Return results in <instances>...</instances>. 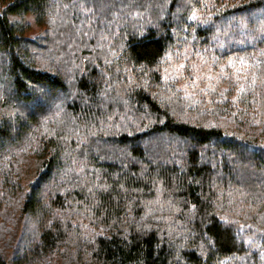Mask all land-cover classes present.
<instances>
[{
	"label": "trees",
	"instance_id": "obj_1",
	"mask_svg": "<svg viewBox=\"0 0 264 264\" xmlns=\"http://www.w3.org/2000/svg\"><path fill=\"white\" fill-rule=\"evenodd\" d=\"M0 264H264V0H0Z\"/></svg>",
	"mask_w": 264,
	"mask_h": 264
},
{
	"label": "rangeland",
	"instance_id": "obj_2",
	"mask_svg": "<svg viewBox=\"0 0 264 264\" xmlns=\"http://www.w3.org/2000/svg\"><path fill=\"white\" fill-rule=\"evenodd\" d=\"M195 12H197V10H194V12L192 13L191 18H192V17H197V16H198ZM12 20H13V21H17V20L14 19V18H12ZM24 21H25V19H24ZM28 21H29V20H28ZM31 32H32V30L29 31V34H30ZM182 78H183V81H181V83H180V86H181V87H179V88L181 89L182 93H184V95H188V93H190V92H189V91H190V88H189L188 86L185 87L186 84H187V81H186V78L184 77V75H182ZM189 83H193V85H195V82H194V81H190ZM10 258H11V255H10V257H9V260H10Z\"/></svg>",
	"mask_w": 264,
	"mask_h": 264
},
{
	"label": "snow or ice",
	"instance_id": "obj_3",
	"mask_svg": "<svg viewBox=\"0 0 264 264\" xmlns=\"http://www.w3.org/2000/svg\"><path fill=\"white\" fill-rule=\"evenodd\" d=\"M194 18H195V17H192V19H194ZM240 63L243 64L244 61L241 59V60H240ZM181 67H183V65H181Z\"/></svg>",
	"mask_w": 264,
	"mask_h": 264
}]
</instances>
